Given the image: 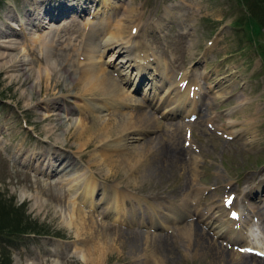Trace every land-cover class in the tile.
I'll list each match as a JSON object with an SVG mask.
<instances>
[{"label": "rangeland", "instance_id": "374dc122", "mask_svg": "<svg viewBox=\"0 0 264 264\" xmlns=\"http://www.w3.org/2000/svg\"><path fill=\"white\" fill-rule=\"evenodd\" d=\"M65 1L76 3L78 0ZM31 2L32 0H0V32L3 31L0 33V52L4 58L0 59V202L19 207L24 215L36 221L35 228L42 229L26 230V233L8 232V229L0 231V263L154 264L159 250L168 257L162 261L163 264H238L236 261L240 255L249 259L245 264H256L252 261V256L243 254L216 238L211 230L195 221L192 214L186 215V219L197 225L201 231H204L202 227L207 230L205 241L197 236L195 243L188 241L182 232L178 231L186 223L176 229L175 226L164 222L163 218H159L158 228L176 229L175 234L165 228L161 229V232L153 233L148 226H145L147 231L144 232L132 227L141 232V235L143 233L140 249L135 253L131 252L132 249L128 250V246L119 236L120 232L130 229L123 224H110L104 219H112L107 212L111 209L114 211V217L118 216L117 222L125 221V215L128 214V223L136 225L134 221L138 219L136 215L141 206V209H146L145 220L149 219L150 222L154 213L146 205L162 206L161 196L163 205H175L180 200L181 187L187 180L198 187L196 197L202 201L207 200L211 206L219 203L215 198L223 196L227 189L232 190L236 196L243 184L250 186L263 183L264 67L258 57L263 59L264 65V19L259 16L264 12L261 0L253 6L247 4L246 0H88L86 3L89 7L85 2L82 3L83 7L86 6L84 11L43 18L39 27L29 25L25 29L24 25H18V21L25 18L28 10H36L34 6L31 7ZM252 3L254 4V1ZM116 5L117 8H114ZM126 6H131L136 11H133L139 28L135 35L136 41L147 44L144 46L149 51L152 50L165 60L168 74L162 61L156 57L158 55H155L157 61L152 69L148 66L151 71L146 74L151 79L146 78L149 84L139 82L137 89L131 90L128 88L132 87L135 80L128 84L127 79L125 84L127 83L128 88L125 84L122 86L126 92L125 101L116 104L117 106L111 103L98 107L95 105L92 111L88 106H94V100H91L94 95L84 97L71 83L72 75L77 69L74 52L80 49L83 33L87 30L83 25L89 24L91 20H102L104 10H110V15L120 14ZM86 8H89L88 11ZM167 10L171 11L169 17L166 16ZM160 18L162 27H154L152 20L155 19L156 22ZM254 24L258 27L257 34ZM212 29L217 31L210 36ZM39 36H49L53 41L49 47L42 50L35 41L33 42L35 37ZM207 37L210 38L208 46ZM24 39L27 40L29 49L23 50L20 47V42ZM249 41L250 47H240ZM206 46V50L199 55L201 49ZM67 52L70 58L65 61ZM45 53L53 61L50 76L58 81L56 85L49 83L46 76L39 75L38 71L45 67ZM108 55L103 56L102 61L106 62V68L110 71L119 61L121 54H115L111 59ZM56 58L63 65L56 63ZM20 60H24V64H21L23 67L17 65ZM153 62L154 60L151 61ZM11 64L13 66H10ZM144 67L145 65L140 67L139 71H143ZM188 68L190 79L197 83L196 86L202 93L201 106L209 100V96L215 95L219 114L207 118L193 117L187 122L184 121L186 124L177 125L168 120L174 116L171 113L165 115L166 111L162 110L163 102L160 98L165 94L161 92L166 93L165 100L168 96L175 97L176 95L172 96L169 92L176 83L171 84L170 90L164 87L167 84L169 86L170 80H176L175 75L181 70L187 72ZM154 72L157 73L156 76ZM114 77L116 78L115 75ZM212 84L215 86L212 88L214 93L210 92ZM159 85H163L162 89H157ZM150 86L156 87L154 94ZM149 88L152 89L153 96H148V93L143 96V91L147 92ZM87 100H90L89 105ZM120 105L122 106L118 107ZM57 106L60 108L55 109ZM228 109H232V117L225 114ZM137 110L149 112L159 125L147 128L143 124L139 127L134 123L130 126V123L134 122L130 119L135 116ZM85 112L94 116L93 121L92 118L85 120L88 126L92 123L95 127H100L102 122L108 123L122 115L127 117L128 127L117 131V134L114 131L101 141L94 138L89 146L78 148L79 143L89 140L86 134L79 136L73 129L77 118H87ZM48 113H51L50 119L47 118ZM208 118L214 119L221 126L227 122L229 129L234 122L233 136L225 137L218 134L221 133L219 129L211 130ZM176 126L181 129L179 127L177 131ZM130 131L129 134L133 137L126 139L124 146L114 147L117 138L122 137L121 133ZM159 133L163 134L166 144L160 146L158 151L163 157H160L158 164L162 172L158 176L152 175L144 182L138 181L132 170L130 172L120 165L108 169L107 165L99 166L93 160L94 153L100 149L103 142L108 144V147L104 148L109 153H131L144 138ZM224 133L226 134L225 131ZM38 136H47L48 143L35 140ZM180 148H184V152ZM65 156L73 161L66 170L63 164ZM143 158L141 155L138 158L133 157L132 160L136 159L133 163L138 165V161ZM146 161L144 165L147 164ZM88 175L96 181L93 195L95 207L92 209L94 211L90 212V209L82 208L85 205L82 204L85 220L89 224L75 234L74 227L67 225L71 213L69 201L71 196L77 197L73 188L76 187L79 191V181ZM96 186L101 188L96 189ZM262 188L255 197L256 203L251 200L250 205L256 209L260 218L257 221V224H260L258 236L264 238V187ZM120 190L128 192L130 196L124 195ZM113 193L119 197L116 208L110 207L105 200L100 199L103 195L111 196ZM154 194L157 195L153 196ZM138 195L141 198H138ZM124 200L129 201L123 204ZM141 200L145 202V206ZM102 210L104 212L100 214ZM184 211L186 210L174 214L179 216ZM213 214L202 218L203 221L216 219L217 213L214 211ZM1 215L9 217L11 212H3ZM102 239L106 240L108 246L101 256L97 257L93 253L94 257L86 261L76 255L78 246H94L102 242ZM259 243L263 244L260 241ZM221 253H226L227 256L220 257Z\"/></svg>", "mask_w": 264, "mask_h": 264}, {"label": "bare ground", "instance_id": "6f19581e", "mask_svg": "<svg viewBox=\"0 0 264 264\" xmlns=\"http://www.w3.org/2000/svg\"><path fill=\"white\" fill-rule=\"evenodd\" d=\"M47 1L48 0H32L30 5H31V7L34 6V9H36V10L35 11H33L32 9H31V11L28 10V12H26L25 18L18 21V25H20V24L22 26L24 25L25 29H27V26H29V25H31V27L37 28V27H39L40 21L43 18H52L53 16L57 17V16H60L62 14H65L67 12L84 11V8L86 6L83 7L82 3L85 2L86 5L88 3L87 2L88 0H85V1L84 0H78L76 3L73 1H72V3L71 2L68 3L67 1L64 2V0H54V1L51 0V2H49V3ZM87 6L89 7V4ZM117 6L118 5H116V7H114V8H117ZM133 11H135V9L132 8L131 6H126V9H124L122 13L114 14V15H110V10H104L103 14H102V18H101L102 20H98V21L91 20L89 22V24L83 25V26H86L87 30L83 33V40L81 41L80 49H76V52H74L76 54V58H77L76 59L77 61L75 62V65H77V69L74 72V75H72L73 79H71V81H72L71 83L73 85H75L78 92L81 95H83L84 97H85V95H92L93 94L94 96H92L91 100L92 101L94 100V106L96 105L98 107L100 105H106V103H111L112 105H116V104H120L123 101H125V99H126L125 93L126 92H124L125 89H123L122 86H124L125 82L127 81V79H129L131 74H132V78H133V74H135L133 79H135V80H136V78L138 79V76L140 73L139 68L143 67L145 65V62L148 61L146 58L147 57V54L145 52L146 50H143V48L141 47L142 42H140V41L137 42L136 38H135V34L137 33V31L135 33H134V31L137 28V26H136L137 20L134 17L135 14ZM170 12H171L170 10H167V14H166L167 17L170 16ZM37 17H39L40 19ZM111 19H112V21H111ZM1 25L4 26L3 24H1ZM154 26H156V27L161 26L160 20L154 22ZM0 33H3V31ZM26 41L27 40L24 39L21 41L22 43L20 42V47H22L23 50L26 48L29 49V47H27ZM34 41L43 50L44 48L50 46L51 41H53V38H49V36H39V37H35L33 42ZM1 45L2 44H0V46ZM119 53L121 54L119 61L116 62L115 66L112 70H110V71L107 70L106 62L102 61V57L109 54L108 57H109V59H111L115 54H119ZM72 54H73V52H72ZM45 55H46V58H44L45 67L42 68L43 69L42 71H40V70L38 71L40 73L39 75L40 76L41 75L46 76L49 83H51L52 85H56L58 81L56 82V80L54 78H51L52 76H50L51 75V69H52L51 65H53L51 63H53V61L50 60L49 55L47 53H45ZM65 56H66V58H64V60L69 59L70 58L69 52H67ZM0 59H4V58H2V52H0ZM23 61L24 60H20L17 65L21 66ZM55 62L62 64L61 62H58L57 58H56ZM147 63H149V62H147ZM69 64H73V63L69 62ZM10 66H13V64H11ZM21 67H23V66H21ZM53 70H55L54 67H53ZM114 75H117L116 78L114 77ZM152 78H154V76ZM149 79H150V76H149ZM147 83L148 82L146 81V84ZM168 89L170 90V87H168L167 90ZM58 91L64 92V91H69V90H58ZM183 92H184V90H183ZM170 93H172V90H170L169 94ZM96 95H98V96H96ZM183 96L184 95H182V93H180L178 96L180 105H183V103H184V97ZM101 99L103 102L101 101ZM95 100L98 102L96 103ZM89 102H90V100L86 101L87 105H89ZM57 108H60V107L57 106L55 109H57ZM50 114L51 113H48L47 118H49ZM90 118H92V121H93L94 116L87 113V118L86 117L84 119L77 118L75 120V127L73 129L76 130V132L78 133L79 136H83L84 134H86L89 137L88 138L89 140H87L86 143H83V142L79 143L78 148H82L83 146H85V147L89 146L91 143H93L94 138L98 141H101V140L105 139L106 136L113 134L114 131H116L115 133L117 134V131L126 129L128 127L127 117H124L122 115H120L118 117V119H114L108 123L102 122L100 127L99 126L95 127L92 123L88 126L87 123H85V120L90 119ZM130 120H131V122L134 121L133 123H130V126H133L134 123H135V125H138L139 127H141V125L143 124L147 128H149V127L151 128L153 126L155 127V125H159L158 124L159 122H157L149 112L144 111V110H137V112L135 113V116H133L132 119H130ZM106 121H108V120H106ZM179 127L176 126L175 129L178 131ZM137 128H135V129H137ZM167 128H168V126H167ZM135 129H133V130L136 132ZM129 133H131V131L121 133L122 137L120 139L117 138V143L114 147L118 148V147L124 146L126 141H127L126 139L133 137L132 134H129ZM134 139H135V137H134ZM35 140L42 142V143H48V141H49L47 139V136L46 137L38 136ZM163 145L166 146V144L163 140V134L162 133L144 138L134 148V151L131 153H125V152L124 153H122V152L114 153L112 151L109 153L108 150L106 148H104L105 146L108 147V144L106 142L105 143L103 142V144L100 146V149L94 153L93 160L99 166H100V164L103 167H106V165H107L108 169H111L113 167L116 168V167H118L117 165H120L124 169H129L130 172L132 170L133 173H135V175H137L138 181L144 182L145 180L150 179L152 177V175L158 176L161 174L162 168L159 167L158 164H160V160H159L160 157L161 158H163V157L160 156V153L158 151L160 150V146H163ZM141 155H142V158L144 156L145 157L141 161H138V165L137 164L135 165L133 162L136 159L132 160L133 157L138 158ZM63 161H64L63 164H65V170L67 169V166H69L70 164L73 163V161H71L70 158H68L67 156L64 157ZM65 161H67V162H65ZM144 161L147 162L146 165H144ZM164 161H166V157H164ZM154 177H156V176H154ZM184 183H183V186L181 187V191H180L181 193L186 192L190 186L188 180L186 181L185 184ZM79 184H80V188H81V189L79 188V191H77L76 187L73 188L74 192H76L75 194L77 195V197L71 196V198H70L69 203L71 205V209H70L71 213L69 214V219L67 222V225H69V226L71 225L72 227H74V233L75 234L77 232H79L78 230L84 229L85 226L89 224L85 220L84 211L81 208L82 204H85L88 207H90V206L93 207L95 205V202L93 200V195H94L96 181H95L94 177H92L90 175L82 177V179L79 181ZM156 195L157 194H154L153 196H156ZM103 199L105 200V202L108 203V205L110 207H113V208L117 207V206H115L116 203L119 204V197L115 193H113V195H111V196H104L103 195ZM245 202L247 203V201H245ZM122 203L124 204V203H126V201L124 200V202H122ZM146 207L153 211V208L151 205H149V206L146 205ZM125 208L127 209V207H125ZM136 210H137V208L134 211L136 212ZM139 211L137 212V215H136L137 218L140 214L141 215L139 216V218L140 217L146 218V216L143 217V214H145L146 209H141V206H139ZM258 214H259V212H258ZM180 216H181V214L179 216L175 215V216H173V218L175 217L178 219V218H180ZM216 217H217V214H216ZM201 218H204V217L201 216ZM177 219H174V220H177ZM216 220H218V217L216 219L214 218V220H209L206 223L207 224L211 223L214 225ZM147 221H149V219ZM229 221H232V220L227 217L226 223L224 225L221 224L222 227L220 225H218V227L216 228V231H219L221 228H223V231L229 230V229H227ZM196 226L193 224V222H188L184 226L179 228L178 231L182 232L181 234H183V237L186 238V240H188V241L190 240V241H193L195 243L196 242V240H195L196 236L198 238L200 237L202 240L205 241V239L207 238V236H206L207 232L205 230L201 231ZM118 231L120 232L121 230L118 229ZM120 233H119L120 239L124 244H126V246H128L127 247L128 250L132 249L131 252L135 253L140 249V243L142 240L141 238L143 237V233L141 235V232H139L136 229H130L127 232H120ZM234 237H236V236H234ZM209 239L210 238L208 237V240ZM121 241H120V243H121ZM209 242L212 244L211 240H209ZM92 245H90V246L83 245V247L78 246L77 251H76V255L87 261V260L91 259L92 257H94L93 253L97 257L101 256L106 251L105 247L108 246L105 239H102V242L98 243L97 245H94V246H92ZM202 246H203V244H202ZM204 246H206V245H204ZM224 251H226V250H224ZM218 252H220V251H218ZM225 254L226 253H224V254L221 253V254H219V256L220 257H226L227 255L225 256ZM160 256H161V258H160ZM164 256L165 255L161 251L158 250L156 257L154 258V264H163L162 261L164 259L168 258L167 256H165V257ZM248 260H249L248 258L244 259V257L240 255L238 257L236 263L245 264V262ZM253 262H256V264H264L263 260H258V259H255Z\"/></svg>", "mask_w": 264, "mask_h": 264}, {"label": "trees", "instance_id": "16d2710c", "mask_svg": "<svg viewBox=\"0 0 264 264\" xmlns=\"http://www.w3.org/2000/svg\"><path fill=\"white\" fill-rule=\"evenodd\" d=\"M246 1H248L247 4H250L253 6L257 4L258 0H246ZM253 1H254V4L252 3ZM261 2L263 4V9H264V0H261ZM259 16L264 19V12H262ZM257 28H258L257 25L254 24V31L255 32L257 31L255 34L258 33ZM3 212L4 213L11 212V215L9 217H4L2 215L0 216V231L4 229H8L6 230L8 232H20V231L25 232L26 230L27 231L29 230L39 231L40 229H42V228H35L34 224L36 223V221L29 219L27 215H24L23 211L19 207H16V206L14 207L10 203H6V202L4 203L3 201L0 202V213H3Z\"/></svg>", "mask_w": 264, "mask_h": 264}]
</instances>
